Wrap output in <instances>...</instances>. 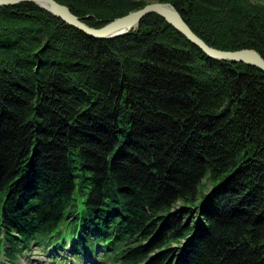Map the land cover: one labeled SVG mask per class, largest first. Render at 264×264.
Wrapping results in <instances>:
<instances>
[{"label": "trees", "instance_id": "trees-1", "mask_svg": "<svg viewBox=\"0 0 264 264\" xmlns=\"http://www.w3.org/2000/svg\"><path fill=\"white\" fill-rule=\"evenodd\" d=\"M57 1L98 28L170 2L209 45L264 57V0ZM66 239L109 264H264V72L158 14L103 39L0 6V250Z\"/></svg>", "mask_w": 264, "mask_h": 264}, {"label": "water", "instance_id": "water-1", "mask_svg": "<svg viewBox=\"0 0 264 264\" xmlns=\"http://www.w3.org/2000/svg\"><path fill=\"white\" fill-rule=\"evenodd\" d=\"M23 2L35 3L69 25L89 35L103 39L125 35L136 28L148 14H158L211 58L223 61L244 62L264 72V57L260 52L250 48L222 50L209 45L192 30L180 12L170 2H150L142 8L131 11L124 16L117 17L99 28L87 24L83 18L74 14L67 5L57 0H0V6L16 5Z\"/></svg>", "mask_w": 264, "mask_h": 264}, {"label": "rangeland", "instance_id": "rangeland-1", "mask_svg": "<svg viewBox=\"0 0 264 264\" xmlns=\"http://www.w3.org/2000/svg\"><path fill=\"white\" fill-rule=\"evenodd\" d=\"M203 182L204 185L201 188V193H205L207 190L211 189L214 183L207 180V178H205ZM50 252L51 250L36 249L28 254L22 255L20 264H109L99 257L84 255L79 259H77L76 256L69 255V258L62 259L60 262L59 260H54L53 254H50Z\"/></svg>", "mask_w": 264, "mask_h": 264}]
</instances>
